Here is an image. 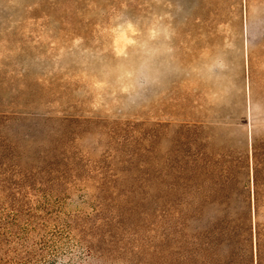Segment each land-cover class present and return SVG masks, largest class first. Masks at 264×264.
Segmentation results:
<instances>
[{
    "label": "rangeland",
    "instance_id": "obj_1",
    "mask_svg": "<svg viewBox=\"0 0 264 264\" xmlns=\"http://www.w3.org/2000/svg\"><path fill=\"white\" fill-rule=\"evenodd\" d=\"M0 116V264H171L142 187L264 140V0H0Z\"/></svg>",
    "mask_w": 264,
    "mask_h": 264
},
{
    "label": "trees",
    "instance_id": "obj_2",
    "mask_svg": "<svg viewBox=\"0 0 264 264\" xmlns=\"http://www.w3.org/2000/svg\"><path fill=\"white\" fill-rule=\"evenodd\" d=\"M200 128L188 125L179 132L170 175L148 179L150 187L143 185L141 194L151 195L140 196L139 203L149 199L157 207L159 233L175 247L171 264H264V140L251 135L250 155L246 150L234 158L208 141L186 152L183 138L200 135ZM14 145L4 146L18 156ZM19 214L4 210L1 226L13 225Z\"/></svg>",
    "mask_w": 264,
    "mask_h": 264
}]
</instances>
